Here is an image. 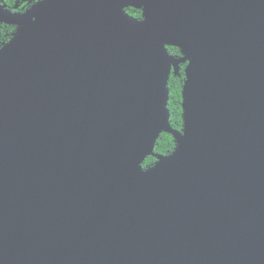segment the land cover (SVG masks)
Instances as JSON below:
<instances>
[{
    "label": "water",
    "instance_id": "95a60500",
    "mask_svg": "<svg viewBox=\"0 0 264 264\" xmlns=\"http://www.w3.org/2000/svg\"><path fill=\"white\" fill-rule=\"evenodd\" d=\"M6 21L0 264H264V0H41Z\"/></svg>",
    "mask_w": 264,
    "mask_h": 264
},
{
    "label": "trees",
    "instance_id": "16d2710c",
    "mask_svg": "<svg viewBox=\"0 0 264 264\" xmlns=\"http://www.w3.org/2000/svg\"><path fill=\"white\" fill-rule=\"evenodd\" d=\"M127 12L134 16H140L142 11L140 9H136L134 7H128ZM10 31V30H9ZM11 32V31H10ZM8 40V37H7ZM168 50L171 54H179V48L176 46L168 45ZM185 79L184 70H182V76L171 75L169 80L170 87V101L169 108L171 110V126L175 129L181 130L183 125L182 119V87ZM175 147V139L173 134L169 132H163L160 138L157 141L155 147V153L159 154H167L173 151ZM156 154H151L147 159L144 165L153 164L156 162Z\"/></svg>",
    "mask_w": 264,
    "mask_h": 264
},
{
    "label": "flooded vegetation",
    "instance_id": "af4514ba",
    "mask_svg": "<svg viewBox=\"0 0 264 264\" xmlns=\"http://www.w3.org/2000/svg\"><path fill=\"white\" fill-rule=\"evenodd\" d=\"M39 1L41 0H0V19H3L0 21V48L11 39L18 29L16 24L6 21V18H8L11 14L26 13ZM172 55L177 58L182 57L181 51L179 54ZM186 65L187 62H181L177 71L173 68L171 75L182 76V70H184L185 73Z\"/></svg>",
    "mask_w": 264,
    "mask_h": 264
}]
</instances>
